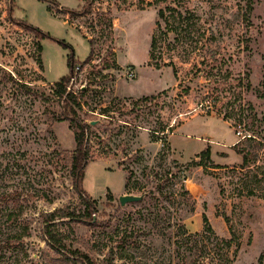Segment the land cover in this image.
Listing matches in <instances>:
<instances>
[{"label": "rangeland", "instance_id": "374dc122", "mask_svg": "<svg viewBox=\"0 0 264 264\" xmlns=\"http://www.w3.org/2000/svg\"><path fill=\"white\" fill-rule=\"evenodd\" d=\"M56 1L0 0V264H82L44 234L46 215L85 212L54 88L69 50L16 21L83 64L70 89L97 205L56 221L68 248L93 264H264V0Z\"/></svg>", "mask_w": 264, "mask_h": 264}, {"label": "trees", "instance_id": "16d2710c", "mask_svg": "<svg viewBox=\"0 0 264 264\" xmlns=\"http://www.w3.org/2000/svg\"><path fill=\"white\" fill-rule=\"evenodd\" d=\"M40 2H44L49 4L50 6H57L59 7L60 4L56 0H38ZM84 1V0H82ZM93 0L88 2L87 7H85L84 14H88L90 12L91 3ZM50 10V9H48ZM67 14H75V11L69 8L64 7L62 9ZM13 10H10V14H12ZM160 16H164V12H160ZM14 22L13 20H11ZM18 24L22 25L24 28L29 29L36 33V37L40 40H53L64 49L69 50L68 60H67V67L69 73L62 77L61 80L54 84L55 88V96L58 98L59 102L63 104V119L62 120H69L71 126L75 128V139H76V149L68 158V163L70 165V173L72 176L73 187L78 194L79 198L82 200V203L85 207V212H75L69 210H56L48 215L45 216L44 219V234L47 239V243L53 249L57 251L63 252L67 258H71L73 260H77L82 264H93L90 258L76 250H72L67 247L65 244L64 239L61 237L59 231H57L58 226L56 225V221L67 222V223H81L86 217L93 210H96L97 201L93 200L89 197V195L83 189V182L85 178V169L88 166L89 158H90V130L91 124L84 121L78 113V110L81 109L80 98L77 96L76 92L71 91L70 84L76 76V73L81 70L83 64L76 58L74 48L67 44L63 40H58L53 38L50 34L41 31L40 29L30 25L29 23L16 21ZM157 44V39L154 37L152 40V48L155 49ZM264 85V84H263ZM264 94V93H263ZM155 96L147 97L143 99V101H153L155 100ZM252 138V137H250ZM237 143L234 147L238 146ZM201 161L200 162H193L194 166L202 165L204 159L210 160L211 158V151L210 148L203 151L201 154ZM247 162V159L244 160ZM108 200H113V195L110 193L108 195ZM91 215V214H90ZM91 218V216H90ZM204 221L207 227V230L212 231L208 218L204 216ZM231 241L222 240L219 241V246L223 249H227L230 247ZM226 261H229L226 260Z\"/></svg>", "mask_w": 264, "mask_h": 264}, {"label": "water", "instance_id": "95a60500", "mask_svg": "<svg viewBox=\"0 0 264 264\" xmlns=\"http://www.w3.org/2000/svg\"><path fill=\"white\" fill-rule=\"evenodd\" d=\"M140 199L141 197L127 195L120 197V203L126 205L127 203L138 202Z\"/></svg>", "mask_w": 264, "mask_h": 264}]
</instances>
